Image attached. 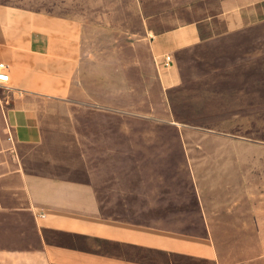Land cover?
I'll list each match as a JSON object with an SVG mask.
<instances>
[{
	"label": "crops",
	"instance_id": "0c3cea01",
	"mask_svg": "<svg viewBox=\"0 0 264 264\" xmlns=\"http://www.w3.org/2000/svg\"><path fill=\"white\" fill-rule=\"evenodd\" d=\"M232 29L142 23L99 54L74 19L0 5L12 91L0 97V264H264V165L174 109L179 53ZM37 98L71 118L51 127ZM33 158L84 172L35 171Z\"/></svg>",
	"mask_w": 264,
	"mask_h": 264
},
{
	"label": "rangeland",
	"instance_id": "374dc122",
	"mask_svg": "<svg viewBox=\"0 0 264 264\" xmlns=\"http://www.w3.org/2000/svg\"><path fill=\"white\" fill-rule=\"evenodd\" d=\"M1 4L76 20L85 27L91 51L99 54L141 31L142 23L153 33L197 22L205 36L234 28L179 53L187 84L174 93V109L177 119L194 129L233 135L240 146L254 148L241 156V162L264 165V0H0ZM233 18V27H227V20ZM11 93L7 85H0V97ZM36 102L41 118H48L45 120L53 128L57 118H71V110L64 105L40 98ZM89 116L87 111L81 114L82 118ZM1 118H5L2 112L0 123ZM159 129L173 128L160 125ZM2 141L0 138V147ZM31 164L35 171L46 173L76 177L84 172L81 163L69 172L61 167L46 168L37 158Z\"/></svg>",
	"mask_w": 264,
	"mask_h": 264
},
{
	"label": "built area",
	"instance_id": "2783aa9c",
	"mask_svg": "<svg viewBox=\"0 0 264 264\" xmlns=\"http://www.w3.org/2000/svg\"><path fill=\"white\" fill-rule=\"evenodd\" d=\"M167 62L166 64H169L171 59V55H168L166 57ZM10 80V74L8 72V65L5 62H0V85H5L9 82Z\"/></svg>",
	"mask_w": 264,
	"mask_h": 264
}]
</instances>
